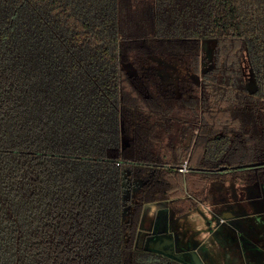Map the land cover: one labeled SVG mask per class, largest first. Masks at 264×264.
Returning <instances> with one entry per match:
<instances>
[{
    "label": "trees",
    "instance_id": "16d2710c",
    "mask_svg": "<svg viewBox=\"0 0 264 264\" xmlns=\"http://www.w3.org/2000/svg\"><path fill=\"white\" fill-rule=\"evenodd\" d=\"M208 39L215 89L240 90L246 54L264 98V0H0V264H178L122 221L124 169L151 152L120 56Z\"/></svg>",
    "mask_w": 264,
    "mask_h": 264
},
{
    "label": "flooded vegetation",
    "instance_id": "af4514ba",
    "mask_svg": "<svg viewBox=\"0 0 264 264\" xmlns=\"http://www.w3.org/2000/svg\"><path fill=\"white\" fill-rule=\"evenodd\" d=\"M172 46L167 53L156 45L136 44L132 53L120 56L135 66L136 74L128 80L142 99L137 113L131 111V130L136 127V134L151 152L140 165L127 162L123 175L126 218L132 224L138 217L134 245L142 251L148 239L163 235L152 233L159 231L161 225L157 224L171 216L177 224L175 218L197 208L204 215L210 206V184L246 186L257 200H264V98L255 79L247 84L241 68L240 90H216L215 46L212 50L201 43L196 49L195 45ZM131 130L125 133L133 136ZM166 171L174 174V196L161 190ZM149 205H160L166 212L154 207L153 219L145 220V230L137 237ZM152 212L153 207L146 217Z\"/></svg>",
    "mask_w": 264,
    "mask_h": 264
},
{
    "label": "water",
    "instance_id": "95a60500",
    "mask_svg": "<svg viewBox=\"0 0 264 264\" xmlns=\"http://www.w3.org/2000/svg\"><path fill=\"white\" fill-rule=\"evenodd\" d=\"M208 41L216 45L215 39L204 40L201 45H207ZM245 57L246 54L244 60ZM248 66L251 81L254 82L249 61ZM120 70L130 79L136 74L135 68H125L121 62ZM252 86L256 88L255 84ZM127 144L128 137L122 134V148ZM262 189L264 194V186ZM207 200L210 206L205 208L204 215L203 209L197 208L189 215L175 218L177 224H174V216L157 224L161 225L159 231L154 229L152 233L163 235L148 239L144 251L181 264H264V200H257L249 187L238 186L236 189L234 184L225 188L221 186ZM152 207L166 212L160 205L147 206L140 220L137 237L140 231L145 230L146 212ZM125 220L126 208L122 211V221Z\"/></svg>",
    "mask_w": 264,
    "mask_h": 264
},
{
    "label": "rangeland",
    "instance_id": "374dc122",
    "mask_svg": "<svg viewBox=\"0 0 264 264\" xmlns=\"http://www.w3.org/2000/svg\"><path fill=\"white\" fill-rule=\"evenodd\" d=\"M207 46H209V48L212 50L213 48H214V42L213 41H208L207 43ZM120 62L124 65V67L125 68H128V67H133L132 66V63L130 62V61H126V60H124V59H121L120 60ZM129 63V64H128ZM130 65V66H129ZM135 67V66H134ZM133 67V68H134ZM242 68H243V73H244V76H245V78H246V80H247V83H251V82H249V81H251V77H252V75H251V72H250V69H249V66H248V61H247V57H245V60L242 62ZM220 186H217V185H213V184H210V187H208V195H207V197L209 198V195L210 194H213V192H215L216 190H218L221 186H222V188H225V187H228V186H231V185H233V183L231 184V183H225V182H223V183H221V184H219ZM234 187L236 188V189H238V185H236V184H234ZM207 202H208V200H207ZM155 208L153 207V212H152V214H150V215H147V217H146V219L145 220H147V221H151L152 219H153V215H154V213H155ZM148 218V219H147Z\"/></svg>",
    "mask_w": 264,
    "mask_h": 264
}]
</instances>
